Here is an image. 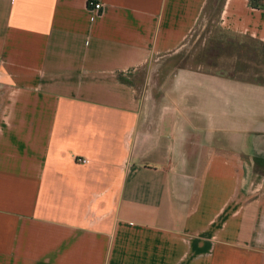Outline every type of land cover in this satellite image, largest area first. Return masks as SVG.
I'll use <instances>...</instances> for the list:
<instances>
[{
    "label": "crops",
    "instance_id": "obj_1",
    "mask_svg": "<svg viewBox=\"0 0 264 264\" xmlns=\"http://www.w3.org/2000/svg\"><path fill=\"white\" fill-rule=\"evenodd\" d=\"M209 4L0 0V264H264V83L185 57Z\"/></svg>",
    "mask_w": 264,
    "mask_h": 264
},
{
    "label": "rangeland",
    "instance_id": "obj_2",
    "mask_svg": "<svg viewBox=\"0 0 264 264\" xmlns=\"http://www.w3.org/2000/svg\"><path fill=\"white\" fill-rule=\"evenodd\" d=\"M210 4L193 35L187 53L192 64L200 63L207 69L264 83V45L246 36L232 35L217 23L218 3ZM184 57L183 51L177 56Z\"/></svg>",
    "mask_w": 264,
    "mask_h": 264
},
{
    "label": "built area",
    "instance_id": "obj_3",
    "mask_svg": "<svg viewBox=\"0 0 264 264\" xmlns=\"http://www.w3.org/2000/svg\"><path fill=\"white\" fill-rule=\"evenodd\" d=\"M89 5H90V6H93V8H94L95 10H97V11L102 10V7H103L102 3H100V2H93V1H90V2H89ZM79 160H80L81 162H83V163L88 162V159H87V158H82V159H79Z\"/></svg>",
    "mask_w": 264,
    "mask_h": 264
},
{
    "label": "trees",
    "instance_id": "obj_4",
    "mask_svg": "<svg viewBox=\"0 0 264 264\" xmlns=\"http://www.w3.org/2000/svg\"><path fill=\"white\" fill-rule=\"evenodd\" d=\"M252 4L255 7H264V0H252ZM257 41V40H256ZM260 44L264 45V43L258 41Z\"/></svg>",
    "mask_w": 264,
    "mask_h": 264
}]
</instances>
